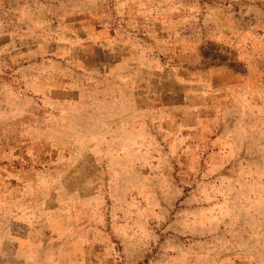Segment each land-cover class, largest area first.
Here are the masks:
<instances>
[{
  "label": "rangeland",
  "instance_id": "obj_1",
  "mask_svg": "<svg viewBox=\"0 0 264 264\" xmlns=\"http://www.w3.org/2000/svg\"><path fill=\"white\" fill-rule=\"evenodd\" d=\"M0 264H264V0H0Z\"/></svg>",
  "mask_w": 264,
  "mask_h": 264
}]
</instances>
